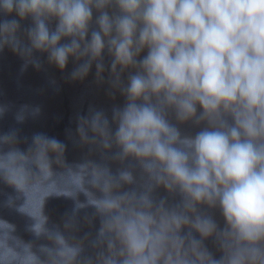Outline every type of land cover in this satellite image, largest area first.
Listing matches in <instances>:
<instances>
[{
  "label": "clouds",
  "instance_id": "obj_1",
  "mask_svg": "<svg viewBox=\"0 0 264 264\" xmlns=\"http://www.w3.org/2000/svg\"><path fill=\"white\" fill-rule=\"evenodd\" d=\"M5 49L21 72L37 53L71 60L73 80L95 66L124 103L78 116L69 139L87 153L72 164L56 137L0 131V207L32 237L0 216V264H264V0H0ZM50 198L98 221L91 251Z\"/></svg>",
  "mask_w": 264,
  "mask_h": 264
},
{
  "label": "water",
  "instance_id": "obj_2",
  "mask_svg": "<svg viewBox=\"0 0 264 264\" xmlns=\"http://www.w3.org/2000/svg\"><path fill=\"white\" fill-rule=\"evenodd\" d=\"M41 58V68L37 69L29 65L26 71L21 72L24 61L12 51L5 49L0 52V105L9 106L7 114L0 118V131L19 129L21 140H30L33 133H44L51 137L64 141L67 144L66 159L69 164L82 160L87 153V146L74 145L69 139V133H75L77 118L80 115H88L89 109L104 110L111 114L115 105H122L124 98L107 82H98L96 68L93 66L90 74L83 80L71 79V72L75 64L70 60L67 69L60 70L55 65L47 62L46 54L37 53ZM107 73L105 76L107 77ZM114 93V94H112ZM27 105L28 118L23 123H17L15 113L21 106ZM37 109L39 111L37 112ZM185 134H192L196 130L192 125H181ZM21 148L26 147L22 142ZM113 167H119L114 164ZM72 175H58L52 177L53 186H68L75 181ZM12 189L0 184V193L6 194ZM161 196L167 195L163 189L158 190ZM83 200L84 196L81 195ZM73 202L64 198H50L46 205V212L53 223L68 224L66 233L75 237L74 242H82L91 251V242L95 238L98 221L86 213L81 212L76 217H71ZM34 210L38 211V202L34 204ZM90 211V210H89ZM216 219L222 223L217 211ZM0 216L11 221L17 226V234L24 240L32 237L25 231L27 223L23 216L14 210L0 207ZM213 249L212 241L208 242Z\"/></svg>",
  "mask_w": 264,
  "mask_h": 264
}]
</instances>
